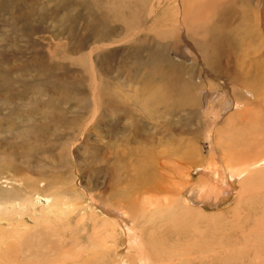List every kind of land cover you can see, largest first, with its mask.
Returning a JSON list of instances; mask_svg holds the SVG:
<instances>
[{"label": "rangeland", "instance_id": "rangeland-1", "mask_svg": "<svg viewBox=\"0 0 264 264\" xmlns=\"http://www.w3.org/2000/svg\"><path fill=\"white\" fill-rule=\"evenodd\" d=\"M213 2L214 11L210 10L209 17L199 23L200 28L192 25L176 36L172 27L174 15L170 13L174 0H0V201L9 198L16 202L5 204L10 211L7 216L13 225H19L21 232L26 231L32 242L37 237L63 243L56 244L55 251L51 247L38 251L34 246L17 257V253H12L8 258L14 260L6 264H62L61 256L79 254L80 243L74 237L77 247L70 245L74 233L70 237L68 227L74 232V226L89 221L92 228L95 217L96 221L102 220L100 209H95L97 215L91 214L94 203L90 194H102L104 205L114 208L112 205L118 203L116 190L123 191L125 178L134 184L138 178L134 171L150 175L156 158L171 157L174 162L190 156L188 159L196 162L188 179L198 185L202 164L209 160L210 146L217 142L213 129L224 128L225 118L236 111L235 107L248 103L249 90L241 89L232 67L241 51V34L237 37L235 31L238 26L242 31V22L257 13L260 4V0ZM244 40L248 44L242 45L249 47L250 38ZM241 92L247 98L240 96ZM202 93L215 98L228 94L229 98L214 103L210 110L222 112L221 121L218 114L202 107ZM191 96L202 104L196 102L193 107ZM228 100L234 102V109L223 112L221 104L226 106ZM235 130L245 137L246 131ZM221 156L218 151L213 157L222 162L225 156ZM126 187L129 190L120 193L123 201L119 204L135 212L137 208L131 210L128 201L141 200L126 195L132 186ZM234 191L218 206L197 200L192 208H203L198 218L187 216L188 210L183 208V222L187 225L195 221L192 223H197L198 232L183 223L170 224L166 231H171L176 239L167 243L169 251L179 254L188 246L197 250L193 240L204 229L199 242L205 239L209 247L221 243L217 253L226 259L223 240L226 236L240 237L238 229L243 224L239 220H245L244 213H237L244 210ZM143 197L153 202L158 198L148 193ZM27 198L32 202H26ZM55 198L61 202L58 216L48 212V205ZM46 216L50 225L42 222ZM147 219L153 227V219ZM6 226L0 221V227ZM156 226L153 232L158 237L161 233L156 232ZM49 228L58 230L57 234L46 235L44 231ZM125 233L126 230H118L112 243L107 238L111 257L115 253L111 245L118 248L117 252L125 253L126 250L120 251L126 245L121 241ZM156 244L164 246L162 241ZM244 253L233 251L232 260L236 262L234 258ZM69 255L66 260L73 257ZM83 256L80 254L76 260L81 257L84 263ZM144 256L149 259V255ZM115 258L109 264H121L118 255ZM240 260L243 261L242 256ZM256 262L264 264V260ZM202 264L216 263L209 256Z\"/></svg>", "mask_w": 264, "mask_h": 264}, {"label": "bare ground", "instance_id": "bare-ground-1", "mask_svg": "<svg viewBox=\"0 0 264 264\" xmlns=\"http://www.w3.org/2000/svg\"><path fill=\"white\" fill-rule=\"evenodd\" d=\"M214 3L215 2H213V0H174V7H171L170 10L172 16L174 15L172 17V27L174 28V35H180L181 30L184 32V30H187L192 25H196L197 28H200L201 24L199 25V23H201V21L204 22V20L209 17L210 13L214 11V5L216 4ZM204 8L209 9L203 10ZM205 14L207 15V17L204 16ZM247 17L248 20L242 22L243 33L240 26H238L239 28L237 27L238 29L237 31H235L237 37L241 34V37L238 38V48L239 50L241 49V51L240 53H237V56L235 55L236 58L233 62L234 65H232V67L235 72V78H238L239 80V86L243 91H246L244 88L248 89V94L250 95V97L247 98L245 96V93L241 92L243 95L240 93V96H244L245 98H247L248 103L245 106H241L240 103V106L235 107L236 111H233L234 113L231 112L232 114L230 113V116L225 118L223 123L225 125L224 128L221 129L220 127H217L221 130H217V128L213 129V133L217 135V142H215L216 145L213 144V146H210L209 160L205 161V163L202 164L203 169H200L202 172V177L199 175V182L197 183L198 185H193L191 179H188L189 171L191 170V168H193L192 165L196 161H190L191 159L188 158L191 157L189 156L187 158H175L176 160H173L174 162H172V159L169 156L170 158H164L163 160H159V158H156L154 163L157 164L153 170V173H151L150 175H141L134 171L133 173L138 176V178H136V180L134 181V184L129 182V179L124 177V180L123 178V191L129 190L126 186H132L130 191L127 192L126 195L130 194V197H133L135 200H141L139 203L133 200L128 201L129 208L131 210L137 208L135 212H131L128 208L119 204V202L123 201L120 193H124L120 188L116 190V194L118 196L117 206L112 205V207H114L112 209L107 208V204V206L104 205V203L102 202V194H90V198L93 199L94 203L91 208V214H93L94 212V214H96L97 208L98 210L100 209L99 211L101 213H99L102 215V220L101 222L96 221L97 217H95L96 219L94 220L92 228L90 226V222L86 221L87 224L74 226L76 227L75 230H77H74V232L72 228L68 227V234L70 235V237H72L71 234L74 233V236L70 241V245H75L77 247V243L74 241L75 237L80 243V248L78 247L77 249V252L80 253H68L71 254L69 255L70 257L73 256L72 258H67L68 260L65 259L66 257H68L66 256L68 254H65L63 256L60 255L61 257L59 258V260H61L60 262L63 261L62 264H109V262H112L110 260L112 258L116 259L115 256L117 257V255V259L121 264H195L196 260H198L197 263L202 264L203 260H205L209 256H211L215 260L216 264H257L256 261L264 260V0H260L258 12L251 17ZM203 26L205 27V25ZM203 26L201 28H204ZM243 37H247V39L250 38L251 43L249 44L251 46V50L249 49L250 46L248 47L246 45H242L244 43L248 44V42L245 41V38L243 39ZM183 83L185 82L183 81ZM225 94L226 95L224 96H220V98H215V95H207V93L201 94V98L203 99L204 103L202 107H206L208 113L214 115L218 114V121L222 120L221 118V120H219V117H221L220 113L222 112L216 114L215 112L210 110H212L211 107H214L213 105H215L219 101L221 102L224 97L229 98L228 94ZM190 102L193 104V107L196 102L199 106L202 104L198 100H195L194 97H192ZM221 105L223 112H228L232 110V108L234 109V102L230 100L226 102V106H224L223 104ZM202 113L205 112L202 111ZM235 121L238 122V126L236 125ZM234 123L236 127H234ZM237 128L242 131H246L244 134L245 137L241 134H237V130H235ZM203 131L205 132L207 130H205L204 128ZM240 139H242L243 141ZM212 141L213 140H211L210 142L212 143ZM253 148H255V150ZM218 151L221 152V155L223 157L225 156L224 161L222 162L220 161L221 159L218 160V158L213 157L214 154L218 153ZM187 152L188 148L182 152V156ZM218 161L219 163H217ZM233 191L234 193L236 192V196L239 197L238 205L242 206V209L244 210V212L237 211V213H244L243 215L245 220L243 222L242 220H239L241 221L240 224H243L241 227H239L241 229H238L240 231V237L226 236V238H224L223 236V238L225 239L223 240V242L227 246V248L223 250L226 259L221 258L218 255L219 253H217L218 251H220L221 243H219V245L217 246H213L211 244L209 247L205 239L204 242H199L200 238L204 237L201 236L202 234H204V229H201L199 231V238L193 240L196 243V247L198 245V249H195L196 251L194 250L195 252L190 249L189 246L188 249L180 251L179 254L174 255V252L176 251H169V245L167 243L169 242V240H171V238L176 239V237L174 235L172 236L173 233L171 231H166V229L171 225L175 226L180 223H183V226L184 224L186 225V223L183 222L184 216H181L183 208H185L186 211L188 210V212L184 211L186 212L187 216H190L191 214L197 216L198 218V216L202 213L203 208H192V205L197 204L198 201H200L205 205L209 204V206H211L212 204L216 203L215 206H218L220 203L225 202V200L230 197ZM145 193H148L151 196L155 195V197L158 196V198L156 197V201L153 202L151 198L143 197V194ZM249 195H251V198H249ZM94 197H97L98 200ZM10 200L12 199L8 198V201L6 202L5 199L3 201H0V221L7 223L6 227H0V257L4 258L3 260H5V262H3V260L1 259L0 264H6L10 260H14L13 257L12 259L8 258L11 257L12 253H17V257L19 253L24 252V250L32 249V247L34 248V246L38 251H41V248L46 247H51L55 251L58 243H60V245H63L61 241L54 243L52 241H49L48 239H41L37 237H34L35 241L32 242L33 239L31 240V238H28L26 236V231L21 232L19 225H13L10 218L7 216V213L10 211L5 209L7 207H5V204L7 203L10 206L11 204L16 203H12ZM26 202L31 203L32 199L27 198ZM56 203L58 204V207ZM60 203L61 202L59 199H53V201L48 205V212L50 214L58 216V213L62 212V210H60ZM180 205L182 206L179 207ZM172 210H174L175 213H173ZM105 216L107 217V219ZM147 218L153 219V227L157 225L156 232L161 233L160 235H158V237H156V235L154 234L153 227L149 223V220ZM205 218L206 217H204V219ZM165 219L167 220V222ZM141 220H143L142 223H140ZM47 221V216L42 217V222ZM192 221H189L186 226L189 229H193L198 232V229L195 226V224L197 223H192ZM47 223L49 224V221ZM232 225L233 224H231V226ZM89 228L92 230L91 234L76 235L81 231L82 233L83 231L89 232ZM96 229L99 232H97ZM180 229L185 230V228L183 229V227L181 226ZM118 230L119 232H125V230L127 231V233L124 234L125 237L121 239L123 244L125 243L126 245L120 250L126 251L125 253L124 251L123 253L117 252L116 250L118 248H116L114 245H111L112 250L115 251V253H113V256L111 257V253L109 252L110 247L107 246L109 243L107 242V238H110L111 243L115 242L116 236H118ZM214 230H216V228ZM234 230H236V228ZM165 231L168 234L169 232H171V234L168 235L165 233ZM44 232H46V235H51L57 234L58 230L53 231V229L51 230L49 228V230H45ZM65 234L66 229L63 230L64 238H66ZM145 234H147V237L145 236ZM103 235L106 238L101 237ZM187 239L189 240V238ZM160 241H162V244L164 246H157L156 242ZM215 247H218L219 249ZM232 247H234L233 251L245 252L244 254H241L239 258H234L236 259V262H234L231 257L233 252L231 251ZM128 251L130 252L127 253ZM67 252H69V249L67 250ZM141 252H144L145 255H149V259L145 258L143 253V255H141ZM191 252L193 255L191 254ZM80 254H84V256L82 257L84 263L81 262L82 260L80 261L81 257L79 260H76L77 258H79ZM106 255L109 256L103 260ZM241 256L243 261L240 260ZM186 258L189 259L187 260L189 261L188 263H184V261H186Z\"/></svg>", "mask_w": 264, "mask_h": 264}]
</instances>
